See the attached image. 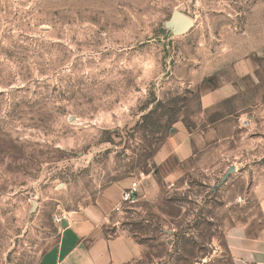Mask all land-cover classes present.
I'll return each instance as SVG.
<instances>
[{
  "label": "rangeland",
  "instance_id": "rangeland-1",
  "mask_svg": "<svg viewBox=\"0 0 264 264\" xmlns=\"http://www.w3.org/2000/svg\"><path fill=\"white\" fill-rule=\"evenodd\" d=\"M177 126L194 156L166 185ZM119 182L131 264H233L230 226L264 235V0H0V264H38Z\"/></svg>",
  "mask_w": 264,
  "mask_h": 264
},
{
  "label": "crops",
  "instance_id": "crops-1",
  "mask_svg": "<svg viewBox=\"0 0 264 264\" xmlns=\"http://www.w3.org/2000/svg\"><path fill=\"white\" fill-rule=\"evenodd\" d=\"M195 141L183 126L163 141L152 156L153 171L159 180L172 185L185 174L183 165L194 156ZM128 183L106 188L91 206L72 212L61 221L67 227L59 233L55 247L38 264H131L140 259L143 247L120 232L107 235L108 216L120 202ZM233 264H264V235H252L245 226H230L225 236Z\"/></svg>",
  "mask_w": 264,
  "mask_h": 264
},
{
  "label": "water",
  "instance_id": "water-1",
  "mask_svg": "<svg viewBox=\"0 0 264 264\" xmlns=\"http://www.w3.org/2000/svg\"><path fill=\"white\" fill-rule=\"evenodd\" d=\"M169 26L172 27L175 34L182 35L187 33L193 27V21L184 14L174 11L171 15ZM60 227L61 229H65L67 223L64 220L61 221Z\"/></svg>",
  "mask_w": 264,
  "mask_h": 264
},
{
  "label": "built area",
  "instance_id": "built-area-1",
  "mask_svg": "<svg viewBox=\"0 0 264 264\" xmlns=\"http://www.w3.org/2000/svg\"><path fill=\"white\" fill-rule=\"evenodd\" d=\"M136 188L137 184L132 183L128 189H125L121 195V199L119 204L117 205L115 211H119L123 204H135L137 202L136 200ZM61 220L59 221V223Z\"/></svg>",
  "mask_w": 264,
  "mask_h": 264
}]
</instances>
